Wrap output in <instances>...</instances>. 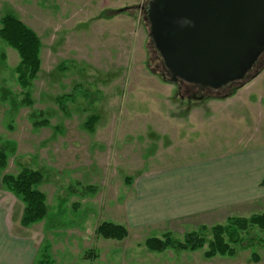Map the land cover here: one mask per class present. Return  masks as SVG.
Masks as SVG:
<instances>
[{
	"label": "rangeland",
	"instance_id": "obj_1",
	"mask_svg": "<svg viewBox=\"0 0 264 264\" xmlns=\"http://www.w3.org/2000/svg\"><path fill=\"white\" fill-rule=\"evenodd\" d=\"M150 1L0 0V20L13 14L42 44L41 70L23 89L15 72L19 55L0 38V150L6 159L0 180L26 167L41 172L48 205L42 221L24 228L21 200L4 189L13 205L0 230V264H264L258 243L235 246L232 257L206 258L210 235L195 252L158 253L145 245L165 234L183 241L231 217L263 214L260 186L251 203L229 205L220 218L200 219L203 224L162 225L150 221L153 214H129L137 193L175 192L181 178L199 179L207 169H220L210 179L220 178L223 204L229 203L228 178L237 166L227 164L234 159L264 175V68L255 75L257 64L226 98L234 87L188 98V84L172 81L150 37L144 13ZM67 95L62 109L58 99ZM192 108L206 118L202 110L189 117ZM92 115L100 119L93 133L85 128ZM104 222L124 226L128 236L99 237ZM253 232L264 239L258 228Z\"/></svg>",
	"mask_w": 264,
	"mask_h": 264
},
{
	"label": "water",
	"instance_id": "obj_2",
	"mask_svg": "<svg viewBox=\"0 0 264 264\" xmlns=\"http://www.w3.org/2000/svg\"><path fill=\"white\" fill-rule=\"evenodd\" d=\"M146 20L174 81L242 83L264 54V0H151Z\"/></svg>",
	"mask_w": 264,
	"mask_h": 264
},
{
	"label": "trees",
	"instance_id": "obj_3",
	"mask_svg": "<svg viewBox=\"0 0 264 264\" xmlns=\"http://www.w3.org/2000/svg\"><path fill=\"white\" fill-rule=\"evenodd\" d=\"M0 25V38L15 50L20 58L15 70L18 83L21 88L28 89L41 70L40 54L42 44L40 38L13 14L5 15L0 20ZM263 59L264 54L257 62L258 70L255 72V69L253 70L255 75L264 68ZM239 88L234 87L232 92L224 95L223 98L233 95ZM69 99L70 95L60 97L58 99L59 106L64 109V105ZM99 120V116H90L85 128L93 133ZM5 160V153L0 150V169L4 167ZM43 180L44 177L41 172L27 167L23 168L17 175H5L1 179L4 189L19 198L24 206L21 218V226L24 228L32 227L42 221L48 214L46 194L39 189ZM261 186H264V180L261 182ZM254 228L264 232V213L253 215L250 218L231 217L227 220V224L216 225L210 229L202 227L198 233L187 234L183 241H176L170 234H165L160 239H148L145 245L149 250L158 253L169 249L179 252H195L206 245L205 237L210 235L211 240L208 243L205 257H232L236 253L235 246L247 249L258 243L264 247V239H260L253 232ZM96 234L105 240L122 241L128 236V231L122 225L104 222L97 228ZM255 261H258V257H256Z\"/></svg>",
	"mask_w": 264,
	"mask_h": 264
},
{
	"label": "crops",
	"instance_id": "obj_4",
	"mask_svg": "<svg viewBox=\"0 0 264 264\" xmlns=\"http://www.w3.org/2000/svg\"><path fill=\"white\" fill-rule=\"evenodd\" d=\"M238 95V94H237ZM224 102H232V99L223 100ZM249 100H247L248 102ZM249 103V102H248ZM204 109V107H203ZM197 108H192L189 110V117H192L193 114L197 113L198 115H202L206 118V113L204 110L199 112ZM199 112V113H198ZM209 118V116H207ZM241 160H235L227 165H236L237 168L233 169V172L236 171V176L228 178V187L232 189L233 197L229 200V203L223 204V186L220 178L215 176L210 179L211 175L214 172L220 171L217 169L216 171L207 169L204 170V178L200 175L199 179H187L178 181L175 184V192L163 193V191H157L159 193H137V198L130 203L131 212L138 213L143 216L145 213L150 214L154 217L155 221L150 220L152 222H158L164 225L165 223H171L172 221H180L182 219H191L197 220L199 224H203L201 222L204 219L214 220L216 217H221L223 212H227L230 210L229 205L232 208L238 207L242 208V206L251 203L252 199L255 200V196L250 195L254 190H258L256 188H264L261 186V182L264 180V175L258 173H253L252 165L250 168H247V165ZM218 166V164H211L209 166ZM221 165V164H219ZM222 172V171H221ZM217 175H219L217 173ZM145 180V179H144ZM234 180V181H233ZM237 186L234 189L235 184ZM144 186H146L144 184ZM141 188L138 187L139 190ZM246 191V192H245ZM232 193H226L227 195H231ZM236 193H247L244 196H237ZM5 194L11 196L9 193L4 192V187L1 184L0 180V230L3 229L5 216V209L10 208V213H6V218H9L12 213V205L13 203L5 202ZM126 206H129L126 204ZM231 208V209H232ZM136 211V212H135ZM9 216V217H8ZM213 216H216L213 218ZM200 219L202 220L200 222ZM194 222V221H193ZM205 222V221H204ZM183 224H188V222H182ZM202 227V226H201ZM172 230V226L170 229Z\"/></svg>",
	"mask_w": 264,
	"mask_h": 264
},
{
	"label": "flooded vegetation",
	"instance_id": "obj_5",
	"mask_svg": "<svg viewBox=\"0 0 264 264\" xmlns=\"http://www.w3.org/2000/svg\"><path fill=\"white\" fill-rule=\"evenodd\" d=\"M146 9H147V7L145 8V16H146ZM156 51H157V49H156ZM158 52V51H157ZM158 55H159V53H158ZM159 59H160V61L162 62V64L164 65V68H165V72L166 73H168V75L170 76V78L172 79V77H171V74L167 71V69H166V67H165V64H164V62H163V60H162V58L160 57V55H159ZM173 80V79H172ZM173 82H178L179 83V86H181V84H188L187 86H186V89L188 90V92H190V94H189V96H188V98H200V97H202L203 95V93H206V92H215V93H219V92H223V91H226L229 87H234L233 85H235V84H231V85H227V86H224V87H222V88H220V89H217V90H215V89H212V88H210V87H205V88H203V87H201L200 85H197V84H190V83H186V82H184V81H182V80H179V79H176L175 81L173 80ZM237 84V83H236ZM199 93H200V95H199ZM191 96H193V97H191Z\"/></svg>",
	"mask_w": 264,
	"mask_h": 264
},
{
	"label": "clouds",
	"instance_id": "obj_6",
	"mask_svg": "<svg viewBox=\"0 0 264 264\" xmlns=\"http://www.w3.org/2000/svg\"><path fill=\"white\" fill-rule=\"evenodd\" d=\"M183 23H185V24H188V23H191L190 21H187V20H185V21H183Z\"/></svg>",
	"mask_w": 264,
	"mask_h": 264
}]
</instances>
